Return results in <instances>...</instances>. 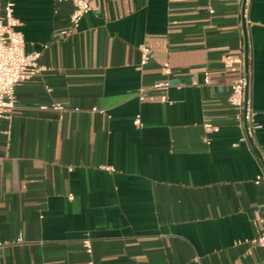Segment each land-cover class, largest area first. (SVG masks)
I'll use <instances>...</instances> for the list:
<instances>
[{"label": "crops", "instance_id": "obj_1", "mask_svg": "<svg viewBox=\"0 0 264 264\" xmlns=\"http://www.w3.org/2000/svg\"><path fill=\"white\" fill-rule=\"evenodd\" d=\"M90 7L74 27L71 0L15 1L44 69L0 125V264H264V0ZM242 73L259 126L249 145L228 103ZM163 80L165 101L152 89ZM53 102L62 115L38 109Z\"/></svg>", "mask_w": 264, "mask_h": 264}, {"label": "built area", "instance_id": "obj_2", "mask_svg": "<svg viewBox=\"0 0 264 264\" xmlns=\"http://www.w3.org/2000/svg\"><path fill=\"white\" fill-rule=\"evenodd\" d=\"M16 0H6L3 14L0 15V125L3 120L9 121L15 109V88L39 74L44 67L39 65L38 59L40 52L26 53L24 51V37L18 30L19 21L14 16V6ZM73 3V11L70 14V22L72 26L77 27L80 19L90 11V0H71ZM141 65H144L148 59L149 51L147 48H141ZM241 62L240 59L226 58L224 66L231 67L234 63ZM163 71L166 75L171 73L167 63L163 65ZM208 74L204 77V83H208ZM192 85H197L193 81ZM249 77L246 73H242L239 77L230 83V93L228 103L234 111V118L237 126L241 130L240 142L249 145L255 131L259 128L254 122V111L248 92ZM170 88L168 80L157 82L153 85V90L163 92L162 101L166 100V92ZM146 90L140 89L138 99L143 101L146 96ZM40 111H55L59 115L65 112L64 107L60 103L42 104L38 106ZM97 111V109H93ZM99 112H102L98 110ZM134 125H139V116H136ZM203 129L207 133L217 132L218 128L210 123H204ZM208 142V140H206ZM256 185L264 186V159L261 161L259 173L254 178ZM20 241V240H18ZM254 243L262 251H264V220L261 221L260 233L254 240ZM86 252H91L89 239L83 240Z\"/></svg>", "mask_w": 264, "mask_h": 264}, {"label": "water", "instance_id": "obj_3", "mask_svg": "<svg viewBox=\"0 0 264 264\" xmlns=\"http://www.w3.org/2000/svg\"><path fill=\"white\" fill-rule=\"evenodd\" d=\"M245 1V0H244Z\"/></svg>", "mask_w": 264, "mask_h": 264}]
</instances>
